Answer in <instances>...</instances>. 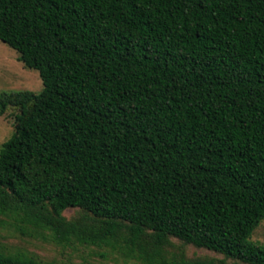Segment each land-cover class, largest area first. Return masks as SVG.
Instances as JSON below:
<instances>
[{
  "label": "trees",
  "instance_id": "16d2710c",
  "mask_svg": "<svg viewBox=\"0 0 264 264\" xmlns=\"http://www.w3.org/2000/svg\"><path fill=\"white\" fill-rule=\"evenodd\" d=\"M0 41L43 83L0 93L1 228L139 264H264V0H0ZM0 264L47 263L0 246Z\"/></svg>",
  "mask_w": 264,
  "mask_h": 264
},
{
  "label": "rangeland",
  "instance_id": "374dc122",
  "mask_svg": "<svg viewBox=\"0 0 264 264\" xmlns=\"http://www.w3.org/2000/svg\"><path fill=\"white\" fill-rule=\"evenodd\" d=\"M43 83L36 70L26 68L18 59V54L12 48L0 41V93L11 91H31L39 93ZM15 110H8L0 117V149L14 133ZM76 210L64 212L66 218L76 215ZM252 240L264 245V222L253 233ZM178 246L179 243L173 240ZM0 246L8 252H25L33 255L47 264H139L135 261H126L107 248H91L82 246L62 247L40 240L23 238L9 228L0 227ZM184 251L188 258H215L223 257L213 252L185 246ZM226 264H242L227 260Z\"/></svg>",
  "mask_w": 264,
  "mask_h": 264
}]
</instances>
